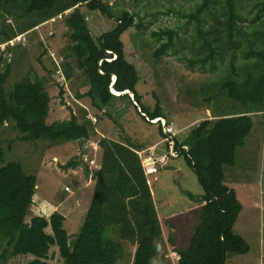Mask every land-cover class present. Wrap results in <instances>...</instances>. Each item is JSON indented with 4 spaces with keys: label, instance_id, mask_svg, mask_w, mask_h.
<instances>
[{
    "label": "trees",
    "instance_id": "obj_1",
    "mask_svg": "<svg viewBox=\"0 0 264 264\" xmlns=\"http://www.w3.org/2000/svg\"><path fill=\"white\" fill-rule=\"evenodd\" d=\"M237 1L224 0L225 6H221L225 33L213 27L207 31L199 29V37L204 41L199 51L206 49L207 52L197 61L202 68L214 62L216 57H221L218 47L232 48L240 44L236 39L240 29L234 26L235 19L239 17ZM217 3V0H201L189 17L201 25L202 15L209 13L215 22L220 23L218 13L213 12ZM260 4L250 20L253 27L250 35L241 33L251 49L258 40L264 44V1ZM83 5L91 12L99 11L114 19L108 0H0V6L9 15L27 17V22L16 31L9 29L2 32L0 44L62 14L61 19L69 31L70 52L67 59L60 63L64 80L71 79L74 67L70 60L74 59L77 70L89 83L86 96L96 109L103 110L117 100L125 99L134 103L133 107H140L146 122L161 118L159 106L150 113L140 105L136 91L139 74L127 60L121 40L123 33L133 26L134 16L122 11L114 28L95 39L85 26L86 15L81 10ZM154 35L162 40L154 52L155 59H159L173 48L178 33L164 29ZM250 36L255 39L250 40ZM250 53L258 60L246 65L242 74L238 73L237 66L236 70L231 64L232 75L228 74L220 83L221 93L233 106L230 109L224 107L226 111L215 115L214 121L206 119L198 123L182 142L172 138L176 151L184 156L203 190L201 196H191L202 204L198 209L199 220L189 247L178 250L177 264H226L229 255H245L250 251L248 243L232 232L242 206L235 191L225 184V167L235 166L238 149L245 145L252 133L250 115L264 112V52ZM1 60L0 57V64ZM56 68L55 65L52 75ZM9 73L8 67L0 66V127L11 123L27 142L47 140L59 144L89 139V128L79 122L73 113L68 120L47 122L51 98L40 77L16 84L11 94H7L5 82ZM112 90L119 95L113 94ZM125 91L133 94V99ZM160 133L164 139L168 135L161 129ZM130 143L107 137L99 141L102 157L99 168L93 172V195L73 243L64 228L65 217L58 212L49 217L47 226L50 232L43 229L44 225L38 218L27 223L26 217L37 184L36 176L27 174L19 161H7L0 144V264H13L8 263L9 256L28 254L34 259L25 264H47L45 259L54 246L62 264H120L124 249L119 240L108 234L110 229L118 234L120 240L136 246L131 264H150L161 229L140 150ZM77 166L70 161L64 168L74 169Z\"/></svg>",
    "mask_w": 264,
    "mask_h": 264
},
{
    "label": "rangeland",
    "instance_id": "obj_2",
    "mask_svg": "<svg viewBox=\"0 0 264 264\" xmlns=\"http://www.w3.org/2000/svg\"><path fill=\"white\" fill-rule=\"evenodd\" d=\"M217 1L213 12L218 13L220 23L213 20L212 14L204 13L201 25L189 17L201 0H108L113 8L114 19L99 11L91 12L84 5L81 7L86 15L85 26L95 39L114 28L122 11H128L134 16L133 26L123 33L121 40L127 60L136 67L139 74L136 91L140 105L150 113L159 106L162 116L160 124L146 122L140 113V107H133L134 103L132 105L125 99H119L103 110L96 109L86 96L89 83L82 72L77 70L74 59L70 60L74 67L70 80L65 82L62 76L56 73L52 75L56 65L52 57L65 61L70 53L69 31L62 19H50L25 33V43L12 51L10 60L6 63L10 71L5 82L6 93L11 94L18 83H28L34 77H40L51 98L52 112L47 122L68 120L70 114L75 112L79 122H85L90 131V137L86 141L54 144L47 140L27 142L11 123L0 127V144L5 150L6 160L19 161L25 172L35 175L37 179L33 202L26 217L27 223L38 218L44 225L43 229L50 232L47 222L52 213L58 212L65 217L64 228L69 241L73 243L76 240L93 195V172L101 162L99 141L103 137L131 142L140 150L139 155L147 182L154 193L152 198L157 209L164 200L179 204L182 192L193 194L195 198L203 194L196 175L184 164L183 159L175 160L182 166L177 165L175 170L172 165L170 168V161L176 158L170 155L171 147L175 148L172 138L182 142L198 123L206 119L214 121L215 115L226 111L224 107L230 109L233 103L221 93L220 83L225 76L232 75L231 64L235 68L237 66L238 73L242 74L246 65L258 60L250 52H264L262 40L256 41L251 49L241 34L243 32L250 35L253 28L250 20L264 0H238L239 17L235 19L234 26L240 29L236 37L240 44L232 48L218 47L221 57H216L214 62L201 67L197 61L207 52L206 49L199 51L204 42L199 37V29L207 31L213 27L223 32L225 30L222 22L225 18L221 13V6H225V3L224 0ZM25 22L27 17L15 18V15H9L0 6V42L3 39L2 32L9 29L16 31ZM164 29H172L178 33V37L175 38L173 48L155 59L154 52L162 40H158L154 33ZM50 31L53 32L52 35H49ZM249 39L255 38L250 36ZM130 98L133 99L131 95ZM250 117L253 120L252 133L240 148L235 166L225 167V182H231L235 187L236 198L242 206L233 230L250 246L247 255L233 256L231 262L234 264H264V112L253 113ZM91 118H96L97 121L93 122ZM164 123L171 130L165 139L160 133V129L163 133L166 132ZM70 161L78 166L65 169L64 165ZM187 203L188 201L180 202L182 206ZM252 205L255 206L250 208ZM161 207L164 206L161 204ZM162 211L176 212V216L170 220L172 228L170 225H163L164 234L156 240L150 264H169L167 249L171 251L175 248L168 241L169 233L175 237V232L179 231L180 247H185L188 231L194 226L196 217L191 210H183L179 214L178 210L170 206ZM108 234L123 246L120 264H131L136 246L120 240L113 229ZM32 259L34 257L29 254L9 256L8 263L25 264ZM45 260L47 264H62L56 246L51 248Z\"/></svg>",
    "mask_w": 264,
    "mask_h": 264
},
{
    "label": "crops",
    "instance_id": "obj_3",
    "mask_svg": "<svg viewBox=\"0 0 264 264\" xmlns=\"http://www.w3.org/2000/svg\"><path fill=\"white\" fill-rule=\"evenodd\" d=\"M50 32H52V31H50ZM66 82V81H65ZM65 89V88H64ZM48 92V91H47ZM49 94V93H48ZM50 96V95H49ZM78 100H76V102H77ZM50 112H52V108H51V102H50V110H49V114H50ZM74 113V115H76V113L75 112H73ZM89 115H87V117H88ZM48 117H49V115H48ZM89 118V117H88ZM96 119V118H95ZM161 119V118H157L156 120H153V122H158L159 120ZM90 120V119H89ZM96 121H97V119H96ZM95 121V122H96ZM83 123V122H82ZM85 123V122H84ZM86 125V124H85ZM250 137V135L247 137V139H246V141H245V143L247 142V140H248V138ZM165 141V140H164ZM178 154H177V156H176V158H174L173 159V161L171 160L170 161V168H171V165H172V167L174 168V170H175V168L176 167H178L177 165H180V166H182L180 163H179V161L177 162V161H175V160H180V159H183V161H184V164L186 165V166H188V164H187V161L185 160V158H184V156L183 155H181L179 152H177ZM239 153H240V148L238 149V151H237V154H236V158H237V156L239 157ZM170 155H171V151H170ZM162 159H163V157H162ZM236 162H237V159H236ZM189 167V166H188ZM99 168V167H98ZM191 169V168H190ZM192 170V169H191ZM194 173V172H193ZM227 176V175H226ZM197 178V177H196ZM227 179V178H226ZM198 181V180H197ZM231 182H229V183H227V184H229L230 186H231V188L230 189H232L233 191H235L236 192V190H235V187L234 186H232L231 184H230ZM225 184H226V182H225ZM226 184V185H227ZM200 185V184H199ZM228 186V185H227ZM151 193H152V197L154 198V193H153V191L151 190ZM186 196V197H185ZM194 197V195L193 194H188V193H185V192H182V194L180 195V202H182V203H184V201H188V203H187V205H184L183 204V206H182V204H180V202H179V204L176 202V203H174V202H172V200H164L163 202H160L159 204H160V206L158 207V209H157V207H156V204L154 203V201H153V203H154V205H155V208L157 209L156 210V213H157V217H158V221H159V224H160V231H161V234L163 235L164 234V228H163V225H170V227L172 228L173 227V225H172V223L170 222V220H171V218H173V216H176V212H165L164 213V211H162V210H164L165 208H167L168 206H170L171 208H173V209H175V210H178L179 212V214H181V212H183V210H186V211H189V210H191L192 212H195V214H196V217L194 218V226L188 231V233H189V237H188V240L186 239V241H185V243L186 244H184V246L185 247H180V238H181V233L179 232V231H177V232H175V237H173V236H171V233H169L170 235L168 236V241H169V243L170 244H172L173 246H175V248L173 249V250H171L170 251V249H167V255L169 254V256L167 257V255H166V258H168L169 259V264H177V262H178V259H179V254H178V250H183V249H186L187 247H189V245H190V240H191V237H192V234H193V231H194V227H195V225L197 224V222H198V209H199V207L202 205L201 203H196L193 199H192V197ZM173 203V204H172ZM161 204H162V206H164V207H161ZM253 206H255V205H252V206H250V208H252ZM163 208V209H162ZM241 211H242V209L240 210V212H238V214H237V217H236V221H237V219H238V216H239V213H241ZM173 213H174V215H173ZM197 221V222H196ZM235 221V222H236ZM235 222H234V224H235ZM233 227H234V225H233ZM233 227H232V232L233 233H235L234 232V230H233ZM169 231H171V232H173V230L172 229H170ZM186 231H184V233H185ZM161 234H160V236H161ZM235 234H237V233H235ZM238 235V234H237ZM240 236V235H239ZM242 237V236H241ZM187 238V237H186ZM243 238V237H242ZM244 239V238H243ZM157 240V239H156ZM156 240H155V248H156ZM245 240V239H244ZM246 241V240H245ZM247 242V241H246ZM248 243V242H247ZM250 252V251H249ZM248 252V253H249ZM247 253V254H248ZM247 254H245V255H247ZM175 258H174V257ZM233 256H244V255H229L228 256V258H227V261H226V264H228V262H230V263H232L231 262V260H232V258H233ZM167 259V260H168ZM165 261V260H164ZM232 264H234V263H232Z\"/></svg>",
    "mask_w": 264,
    "mask_h": 264
},
{
    "label": "built area",
    "instance_id": "obj_4",
    "mask_svg": "<svg viewBox=\"0 0 264 264\" xmlns=\"http://www.w3.org/2000/svg\"><path fill=\"white\" fill-rule=\"evenodd\" d=\"M62 16H63L62 14H58L56 17L52 18L51 21H54L55 19H61ZM52 34H53V32L49 33V35H52ZM25 41H26V34L23 33V34H19V35L13 37L12 39L0 44V57L2 58L0 66L2 68H4V66H6V63H8V61L10 60V57L12 55V51L15 50L19 46H23ZM52 58L55 61V64L57 66V68L55 70V73L58 76H62L63 77L62 69H61V66H60V63L63 61V59L62 58H57V57H52ZM91 119L93 120V122L96 121L95 118H91ZM163 126H164L163 128L166 131V133L169 134L171 132V130H169L170 128L167 129L168 128L167 124L164 123ZM169 143L171 144V141H169ZM184 148H186V147H184ZM177 154L178 153H177L176 149L174 147H171V156L172 157H176Z\"/></svg>",
    "mask_w": 264,
    "mask_h": 264
},
{
    "label": "water",
    "instance_id": "obj_5",
    "mask_svg": "<svg viewBox=\"0 0 264 264\" xmlns=\"http://www.w3.org/2000/svg\"><path fill=\"white\" fill-rule=\"evenodd\" d=\"M114 80H115V78H114ZM124 93H125V94H130L129 91H125ZM115 95H118V94H115ZM130 95L133 97V94H130Z\"/></svg>",
    "mask_w": 264,
    "mask_h": 264
},
{
    "label": "clouds",
    "instance_id": "obj_6",
    "mask_svg": "<svg viewBox=\"0 0 264 264\" xmlns=\"http://www.w3.org/2000/svg\"><path fill=\"white\" fill-rule=\"evenodd\" d=\"M113 81H114V79H113ZM112 92H113V90H112ZM113 94H115L114 92H113ZM119 95V94H118ZM159 120V119H158ZM160 121V120H159Z\"/></svg>",
    "mask_w": 264,
    "mask_h": 264
},
{
    "label": "bare ground",
    "instance_id": "obj_7",
    "mask_svg": "<svg viewBox=\"0 0 264 264\" xmlns=\"http://www.w3.org/2000/svg\"><path fill=\"white\" fill-rule=\"evenodd\" d=\"M114 92V91H113ZM114 93H116V92H114ZM153 171V170H152Z\"/></svg>",
    "mask_w": 264,
    "mask_h": 264
}]
</instances>
